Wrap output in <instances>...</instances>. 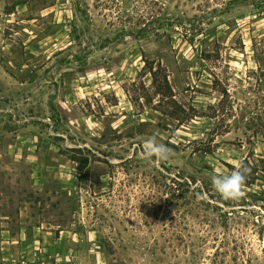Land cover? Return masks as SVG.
<instances>
[{
  "label": "rangeland",
  "instance_id": "374dc122",
  "mask_svg": "<svg viewBox=\"0 0 264 264\" xmlns=\"http://www.w3.org/2000/svg\"><path fill=\"white\" fill-rule=\"evenodd\" d=\"M263 108L264 0H0V264H264Z\"/></svg>",
  "mask_w": 264,
  "mask_h": 264
},
{
  "label": "clouds",
  "instance_id": "9594fccd",
  "mask_svg": "<svg viewBox=\"0 0 264 264\" xmlns=\"http://www.w3.org/2000/svg\"><path fill=\"white\" fill-rule=\"evenodd\" d=\"M144 159L155 157L160 162H169L171 149L157 142L155 137H147L144 144ZM247 169L242 164L236 165L235 170L228 175L215 174L210 177L213 189L224 199H238L243 195L242 185L245 183Z\"/></svg>",
  "mask_w": 264,
  "mask_h": 264
},
{
  "label": "trees",
  "instance_id": "16d2710c",
  "mask_svg": "<svg viewBox=\"0 0 264 264\" xmlns=\"http://www.w3.org/2000/svg\"><path fill=\"white\" fill-rule=\"evenodd\" d=\"M148 71L151 73L153 85L155 86V88L157 89L158 92H162L161 88L167 86V82H166L165 79L163 80V82L158 81V79H157V77H158V68H154L153 65H149ZM262 112H264V110H262ZM259 129L264 130V118L259 123ZM203 151L204 152L210 151L209 146L204 148ZM80 159L81 160H77V161L81 162L84 166H86L87 165V159L86 158H80ZM262 162L264 164V161H262ZM241 164L244 166V161ZM263 172H264V170H263ZM245 176H246L245 183L242 186H249V185L253 184L256 181V177L252 173L246 172Z\"/></svg>",
  "mask_w": 264,
  "mask_h": 264
}]
</instances>
